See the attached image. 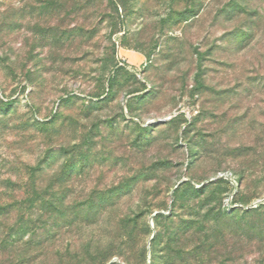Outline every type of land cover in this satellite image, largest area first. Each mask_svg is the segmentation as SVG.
<instances>
[{"label":"rangeland","instance_id":"obj_1","mask_svg":"<svg viewBox=\"0 0 264 264\" xmlns=\"http://www.w3.org/2000/svg\"><path fill=\"white\" fill-rule=\"evenodd\" d=\"M114 2L0 0V264H264V0Z\"/></svg>","mask_w":264,"mask_h":264},{"label":"trees","instance_id":"obj_2","mask_svg":"<svg viewBox=\"0 0 264 264\" xmlns=\"http://www.w3.org/2000/svg\"><path fill=\"white\" fill-rule=\"evenodd\" d=\"M110 3L111 4H115V2H114V0H110ZM221 181V179L220 178H218V179H216V180H214V181H210L209 183L211 184V183H216V182H220ZM185 183V181H183V182H181L178 186H177V188L178 187H180V186H182V184H184ZM188 184V183H187ZM189 186V188L191 189V191H193V192H197V194H200V193H202V192H204V190H205V188H206V186L205 185H202L201 186V188H199L198 190L196 189V188H194V187H192L191 185H188ZM264 206V203H260V204H258L256 207H252V208H250V209H248V210H244L243 211V213L245 214V215H249V214H251L252 212H254L255 210H258L259 208H261V207H263ZM58 211H59V209H57V208H54V209H52L51 210V217H52V219L53 220H55L56 219V217L58 216ZM60 213H61V211H60ZM216 214H213L212 216H211V214H208L207 213V215H208V217H207V221H206V223H205V225H206V227L207 226H210V227H212V228H207L206 229V231H208L209 232V236H214V235H216L217 234V229H215V227L213 226V224H212V221H214V220H216V215H217V213H219V212H215ZM211 221V224H208L209 222ZM220 225V224H219Z\"/></svg>","mask_w":264,"mask_h":264},{"label":"water","instance_id":"obj_3","mask_svg":"<svg viewBox=\"0 0 264 264\" xmlns=\"http://www.w3.org/2000/svg\"><path fill=\"white\" fill-rule=\"evenodd\" d=\"M222 177V175H219V176H216V177H213V178H211V179H209L208 181H214V180H216V179H218V178H221ZM183 181H186V179H182V180H180L175 186H174V188H176L181 182H183ZM203 185V184H202ZM174 188L171 190V193L173 192V190H174ZM260 203H264V198L263 199H260V200H257L255 203H253V204H250V206H248V208H252V207H256L258 204H260ZM157 212H154L153 213V215L154 214H156Z\"/></svg>","mask_w":264,"mask_h":264}]
</instances>
